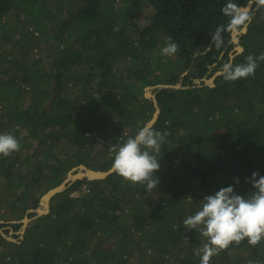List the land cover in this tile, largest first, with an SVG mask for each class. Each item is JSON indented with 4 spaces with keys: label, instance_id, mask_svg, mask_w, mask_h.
Instances as JSON below:
<instances>
[{
    "label": "trees",
    "instance_id": "16d2710c",
    "mask_svg": "<svg viewBox=\"0 0 264 264\" xmlns=\"http://www.w3.org/2000/svg\"><path fill=\"white\" fill-rule=\"evenodd\" d=\"M226 3L0 0V134L22 144L0 156V220L15 231L22 223L9 221L36 208L73 167L111 168V146L153 117L146 86L183 85L156 92L161 113L152 127L169 133L157 187L149 191L116 172L78 179L18 241L0 233V264H200L202 238L183 220L206 195L234 185L247 196L252 173L264 175V62L247 78L195 81L230 62L232 30L226 27L219 48L211 36L229 23ZM252 11L234 65L264 52V8ZM169 37L179 50L167 57L161 49ZM210 264H264V241L233 243Z\"/></svg>",
    "mask_w": 264,
    "mask_h": 264
},
{
    "label": "clouds",
    "instance_id": "9594fccd",
    "mask_svg": "<svg viewBox=\"0 0 264 264\" xmlns=\"http://www.w3.org/2000/svg\"><path fill=\"white\" fill-rule=\"evenodd\" d=\"M252 4L257 10L264 8V0H249L246 5L227 0L221 11L229 17V23L218 26L211 33L215 47L222 46V34L226 27L228 30H246L254 18ZM178 50L179 44L169 37L161 49V55L170 57ZM245 59L246 63L243 64L224 63L220 68L223 78L236 81L254 76L259 62H264V52L255 57L248 55ZM168 135L167 131L155 130L146 124L135 136H129L123 143L113 144L110 148V152L114 153L112 170L133 184L146 185L149 191L157 187L160 181L155 173L161 167L158 154ZM21 147L20 140L14 134H0V156L7 157ZM235 182L240 183L238 177ZM251 183L254 191L247 196L238 194L234 185L221 187L215 193L206 195L200 210L183 220L188 230L198 231L202 238V247L196 250L200 264H210L213 256L233 243L246 240L248 244L256 246L264 241V175L253 172Z\"/></svg>",
    "mask_w": 264,
    "mask_h": 264
},
{
    "label": "water",
    "instance_id": "95a60500",
    "mask_svg": "<svg viewBox=\"0 0 264 264\" xmlns=\"http://www.w3.org/2000/svg\"><path fill=\"white\" fill-rule=\"evenodd\" d=\"M254 4L251 5L253 7ZM248 29V26L246 30L241 29V30H232V41L237 43L238 45L235 48L234 53H230V58L232 59L236 53H240L244 50V47L240 44V38L239 36L242 33H245ZM221 74L220 70L216 71L210 78H200V79H195L196 83L201 85L202 82H205L207 85L213 86L215 77ZM183 85L181 82L172 84V83H159L155 85H149L145 87V96L153 101L154 106H155V112L153 114V117L146 123L150 124L153 126L157 119L159 118V115L161 113V106L158 102V99L156 97V92L157 90L163 89V88H182ZM145 124V125H146ZM114 171L112 170V167L106 171L101 170V169H93L85 165L84 163L73 167L66 175L65 179L63 180L62 183L59 185L50 188L47 190L42 196L39 201V204L36 208H30L28 209L27 213H33L34 215L32 217H29L28 214H26L22 219L20 220H13L10 221L11 223H16V222H21L22 226L20 228V234L21 237L23 236L26 226L28 222L35 217H38L40 215H44L50 212L51 210V198L56 195L57 193L65 190L72 182L78 180V179H88V180H94V179H102L107 177L109 174L113 173ZM0 222H3L0 220ZM0 233L3 234L8 240L11 241H18L15 239L13 236H10L4 232L3 229H0ZM11 233V231H10Z\"/></svg>",
    "mask_w": 264,
    "mask_h": 264
},
{
    "label": "rangeland",
    "instance_id": "374dc122",
    "mask_svg": "<svg viewBox=\"0 0 264 264\" xmlns=\"http://www.w3.org/2000/svg\"><path fill=\"white\" fill-rule=\"evenodd\" d=\"M138 24L140 25V26H143V25H146V20L142 17V16H139L138 17ZM234 42V41H233ZM235 43V42H234ZM238 44L237 43H235V47L233 48V50H232V53H234L235 51V48H236V46H237ZM236 55V54H235ZM234 58V57H233ZM232 58V59H233ZM232 59H230V62H231V60ZM120 72V71H119ZM204 78H208V77H204ZM16 125L17 124H13V125H9L8 126V130H12L13 128H16ZM75 193H79V191L77 192H75ZM1 221H3V220H1ZM10 222V221H9ZM6 223V222H5ZM0 229H3L4 230V232L6 233V234H9L10 236H13L15 239H19V238H21V234H20V229L18 230V231H15V230H13L9 225H5L3 222H0ZM6 229H8L9 230V232L7 233L5 230ZM10 231H11V233H10ZM15 235H17V237H15Z\"/></svg>",
    "mask_w": 264,
    "mask_h": 264
}]
</instances>
